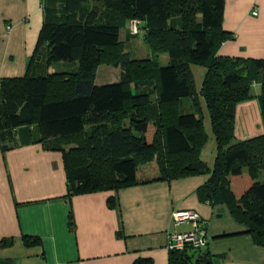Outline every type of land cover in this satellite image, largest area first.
Masks as SVG:
<instances>
[{
  "label": "trees",
  "instance_id": "1",
  "mask_svg": "<svg viewBox=\"0 0 264 264\" xmlns=\"http://www.w3.org/2000/svg\"><path fill=\"white\" fill-rule=\"evenodd\" d=\"M89 1L74 0L68 10L48 13L28 71L1 79L3 150L9 146L2 135L20 127L37 125L43 141L59 140L48 147L62 152L69 197L133 186L139 183V168L150 162L158 164V180L205 174L198 194L228 206L263 247L264 130L238 137L236 111L252 97L256 70L263 78L258 98L264 128V59L218 55L234 35L223 28L226 0H96L93 7ZM106 8L112 19L109 15L101 23ZM131 19L141 21L149 46L169 52L167 65L118 52L123 25ZM172 19L181 23L170 28ZM197 62L208 68L199 92L190 68ZM58 63L73 67L50 72ZM119 63L117 82L97 83L99 67ZM187 97L191 104L185 108L180 102ZM201 101L217 143L213 166L201 157L209 138ZM66 144L76 146L67 149ZM108 200L116 202L113 195ZM190 249L201 251L171 250V264L210 262L209 253L202 255L208 256L203 262L188 254Z\"/></svg>",
  "mask_w": 264,
  "mask_h": 264
},
{
  "label": "crops",
  "instance_id": "2",
  "mask_svg": "<svg viewBox=\"0 0 264 264\" xmlns=\"http://www.w3.org/2000/svg\"><path fill=\"white\" fill-rule=\"evenodd\" d=\"M73 1L0 0V82L24 76L48 13L66 11ZM96 2L89 1L91 7ZM224 9L223 28L234 35L218 55L264 59V0H226ZM128 22L123 36L121 31L125 40L131 38ZM61 66L58 70L73 67L58 63L49 71ZM237 113L238 137L263 132L258 101H245ZM3 138L9 149L3 150L0 140V264H171L169 236L187 224L172 220L180 209L196 210L207 221L208 248L198 251L202 260L209 253L206 264H264V246L245 233V223L228 206L198 194L207 175L158 180V164L150 162L139 168V183L133 186L69 197L62 152L48 147L59 140L43 141L37 125L17 128ZM73 146L66 144L67 149ZM110 195L115 203L108 200ZM36 237L38 243H27Z\"/></svg>",
  "mask_w": 264,
  "mask_h": 264
},
{
  "label": "rangeland",
  "instance_id": "3",
  "mask_svg": "<svg viewBox=\"0 0 264 264\" xmlns=\"http://www.w3.org/2000/svg\"><path fill=\"white\" fill-rule=\"evenodd\" d=\"M90 11H91V9H90ZM109 15H111L110 18L112 19V14H110V10L108 8H106L104 11L103 20L101 21V23L105 22L107 20V18L109 17ZM119 20L121 21L120 18H119ZM133 20L136 21L135 22L136 25H134L133 27L137 26L138 35L137 36H131V38L130 39L127 38V40H125V36H124L123 41H122L121 45L119 46L120 49L118 50V52H120V53L126 52L128 54V56H130L131 58H136V59L146 60V59L155 58V61L159 62L158 63L159 66L167 65L171 61L169 52L164 51L163 49H159L156 47L149 46L148 43H146L144 41L143 35H144L145 31H144V27L142 26L140 20H136V19L129 20V22H128L129 28L132 27L131 21H133ZM115 22H117V21H115ZM173 24H177V26L179 25L178 23H174L173 19L169 20L167 22V26L170 28L175 26ZM124 33H125V29L122 30V36ZM232 38L233 37H231L229 40H231ZM24 41H26V38L24 39ZM233 57H238V56H233ZM245 57H249V56L245 54L244 56H239L238 58H245ZM249 58H251V57H249ZM245 64H247V63H245ZM154 66L157 67V64H154ZM61 67L62 68L58 67L57 70L64 68V66H61ZM190 68L192 69V73H193V80H194L195 89L199 92L200 88L203 85V82L205 80L204 79L205 74L207 73V70H208L207 65L203 64V63H198V62L197 63H191ZM122 69H123V65H121V63H119L116 66L105 64V65L99 67V69L97 71L98 72V75H97L98 83L99 84H105V83L117 82V79H120L122 76ZM154 72H156V71H154ZM252 76L255 77V79H257V80H256V82H254V84L250 88L251 89L250 93H252V97L246 99L245 101H258L260 109H261V100H259L258 94H259V91L261 89L260 85H261V81L263 78L260 77L262 75L260 73H258L256 70H254L252 72ZM154 81H155L154 84H157V83L159 84V81L157 82L156 79ZM199 97L201 100L200 95H199ZM182 102H180V104L183 105L185 108H188L189 105L191 104L190 98H188V97L183 99ZM244 102H240L238 104L237 111H238V107L240 106V104H242ZM201 103H202V101H201ZM202 106H203L202 108H203V114H204V126L206 127V132H207V135L209 138H208L206 144L204 145V147L202 148L203 151H202L201 157L210 166H213V162L215 161L214 158H215L216 152H217V148H216L217 143H216V138L214 137V134H213L212 125L210 122V116L206 110V107L203 105V103H202ZM237 111H236V113H237ZM241 123H242V121H241ZM140 171H142V170H140ZM203 175H205V174L194 175V176L201 178ZM176 211L174 210V212H176ZM242 225L245 227V224H242ZM189 229H190V224L188 223V224L182 225L178 229V231L189 230ZM208 236H209V233H208ZM207 248L208 247L205 246V248L202 251L204 252ZM189 253L192 255H195L196 258L199 257L198 252H196L195 250L190 249Z\"/></svg>",
  "mask_w": 264,
  "mask_h": 264
},
{
  "label": "built area",
  "instance_id": "4",
  "mask_svg": "<svg viewBox=\"0 0 264 264\" xmlns=\"http://www.w3.org/2000/svg\"><path fill=\"white\" fill-rule=\"evenodd\" d=\"M254 14H257V10L253 11ZM136 21H131L132 27L130 31L132 34L137 35L138 29L137 26L133 27ZM10 30V26L8 27ZM172 220L175 225H181L184 223L190 224V229L185 231H176L170 234L169 236V245L168 248L171 250H182L185 247L192 248H203L208 244V230H207V221L203 219L199 212L196 210H177L172 214Z\"/></svg>",
  "mask_w": 264,
  "mask_h": 264
},
{
  "label": "water",
  "instance_id": "5",
  "mask_svg": "<svg viewBox=\"0 0 264 264\" xmlns=\"http://www.w3.org/2000/svg\"><path fill=\"white\" fill-rule=\"evenodd\" d=\"M206 260H207V256L203 259V262H206Z\"/></svg>",
  "mask_w": 264,
  "mask_h": 264
}]
</instances>
